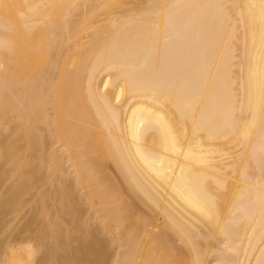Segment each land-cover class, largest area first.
Segmentation results:
<instances>
[{
    "label": "bare ground",
    "instance_id": "obj_1",
    "mask_svg": "<svg viewBox=\"0 0 264 264\" xmlns=\"http://www.w3.org/2000/svg\"><path fill=\"white\" fill-rule=\"evenodd\" d=\"M0 237V264H264V0H0Z\"/></svg>",
    "mask_w": 264,
    "mask_h": 264
},
{
    "label": "rangeland",
    "instance_id": "obj_2",
    "mask_svg": "<svg viewBox=\"0 0 264 264\" xmlns=\"http://www.w3.org/2000/svg\"><path fill=\"white\" fill-rule=\"evenodd\" d=\"M110 164V165H109ZM105 167L106 168H104V170L106 171V169H107V172L106 173H108L111 177H113V180H118V178L114 175V169H113V167L111 166V163H107L106 165H105ZM109 169V170H108ZM103 170V171H104ZM114 175V176H113ZM116 182V181H115ZM119 195H120V193H118ZM134 196V197H133ZM121 198H122V202L123 203H129L130 201L132 202V201H134L135 203H136V201H135V195H126V194H124V195H122V196H120ZM133 199V200H132ZM137 208H138V211L139 212H142V216H146V210L141 206V205H136V210H137ZM136 210H134V211H136ZM145 210V211H144ZM144 214V215H143ZM27 218H25V220H26ZM17 220V221H16ZM16 220H14V222H12V221H10V223H9V226H12V228H10L12 231H10V229L9 230H5L4 232H5V234H4V232H3V235L2 236H5V238L7 237H9V236H15V235H17V233L20 231V228H22L21 226H22V220L23 221H25L24 219H22V216H21V218L19 217V218H17ZM15 223V224H14ZM12 224V225H11ZM20 224V226H18ZM14 227V228H13ZM14 229V230H13ZM17 229V230H16ZM19 229V230H18ZM10 231V232H9ZM9 234V235H8ZM11 238V237H10ZM1 239H4V237H0V240ZM20 256L22 257V258H25L26 257V255L23 253V252H20ZM38 254V253H37ZM43 255V253L40 251V255ZM38 257H39V254H38ZM42 257V256H41ZM36 258H37V255H36ZM107 264H112V263H107Z\"/></svg>",
    "mask_w": 264,
    "mask_h": 264
}]
</instances>
